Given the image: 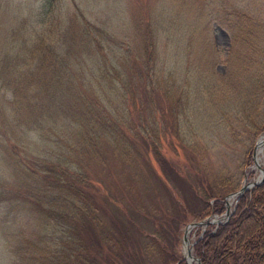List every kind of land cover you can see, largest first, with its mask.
<instances>
[{
  "label": "rangeland",
  "instance_id": "1",
  "mask_svg": "<svg viewBox=\"0 0 264 264\" xmlns=\"http://www.w3.org/2000/svg\"><path fill=\"white\" fill-rule=\"evenodd\" d=\"M85 21L102 27L109 37L108 43L100 39L102 49L89 42ZM145 23L156 26L160 36L159 67L185 69L176 72L174 85L167 84L175 96L160 81L152 86L134 73L143 59ZM58 25L74 29L70 58L75 71L82 72L78 79L84 80L83 91H92L106 117L121 119L119 130L139 151L125 165L106 144L105 167L87 162V171L102 185V194L116 195V204H124L127 214L140 203L147 214L151 212L149 222L141 224L132 215L125 224L122 216H103L112 242L109 245L96 237L99 264H188V245L183 243L186 227L203 220L226 223V197L233 193L227 191L240 190L246 173L247 183L262 180L264 154L259 166L253 152L252 162L247 165L246 161L250 149L255 148L256 155V142L264 136V130L260 132L264 125V0H0V118L4 110V119L16 123L12 85L4 83L1 66L7 58L32 60L33 46L39 38L46 39L48 31L56 32ZM73 89L60 86L58 107L68 112L73 106L83 114L86 101H77L71 95ZM52 100L48 112L55 114ZM31 113L36 117V111ZM26 135L29 150H38V145L43 155L57 157L53 140H41L34 130ZM0 140H8L1 127ZM147 142L163 152L166 172L153 159ZM4 150L0 143V185L3 180L12 181ZM214 194L222 196L224 214L198 217L203 204L199 200ZM231 202L230 216L236 210V198ZM35 217L29 209L0 203V264H20L9 252L7 239L19 231L32 237ZM218 225L189 229L193 258H198L197 240Z\"/></svg>",
  "mask_w": 264,
  "mask_h": 264
},
{
  "label": "trees",
  "instance_id": "2",
  "mask_svg": "<svg viewBox=\"0 0 264 264\" xmlns=\"http://www.w3.org/2000/svg\"><path fill=\"white\" fill-rule=\"evenodd\" d=\"M85 24L83 27L89 42L94 41L102 49L100 39L106 43L109 39L103 28H94L86 21ZM55 28L56 32L48 31L43 36L47 40L39 38L33 46L32 60L7 58L1 66L4 83L12 85L17 124L4 119L7 115L4 110L1 112L4 115L0 118L4 122V125H0L1 132L8 140H0V143L9 159L12 181H2L0 203L5 201L12 208L29 209L36 213L37 220L32 237L19 231L13 238L7 239L8 248L20 264H99L101 257L94 252L96 237L101 236L109 245L112 242L111 232L108 226L103 225L102 217L122 216L125 224L127 216L132 215L141 224L149 222L151 212L147 214L145 204L140 203L128 210L127 214L124 204H116V195L110 192L113 196H105L99 181L95 180V183L91 179L87 162L105 167V155L102 151L106 144L112 152L118 153L117 156L125 165L130 158H136L139 151L135 150L136 143L119 130L121 119L111 114L106 117L103 106L97 105V101L93 99L92 91H83L84 80L80 83L81 80L78 79L82 72L75 71L70 58L76 37L73 27L68 30L58 25ZM250 32L251 30L247 36H250ZM144 34L141 53L143 63L138 65L139 69L134 73L141 80L145 78L152 86L156 80L160 81L161 86L167 88L166 92L175 96L171 91L172 87L167 84L170 82L174 85L176 72L183 73L185 69L182 71L159 67L157 60L160 57V36L156 26L146 24ZM164 52L167 54L169 50ZM62 84L74 88L71 95L77 101H86L87 105L83 103L86 112L82 114L73 106L68 112L58 107L57 100L62 94L58 92ZM51 98V110L55 114L48 112ZM31 110L36 111V117ZM60 121H63L62 125ZM32 130L41 136V140H53L57 144V157L50 159L43 155L41 148L35 143L39 151L34 150L35 148L29 150L25 137ZM263 130L264 125L260 132ZM141 137H145V132ZM147 143L153 159L165 171L163 152L154 142ZM252 152L250 149L247 165L252 162ZM224 185L225 183L222 184ZM221 197L214 194L200 199L199 202L203 204L197 216L213 212L219 216L224 214V202L219 200ZM211 201H214L213 204ZM236 201V210L228 221L218 225L214 232L206 233L195 243L194 252L201 264H264V180L252 191L248 190L244 195L238 196ZM129 225L131 228L134 226L132 223ZM124 231L127 235V230Z\"/></svg>",
  "mask_w": 264,
  "mask_h": 264
},
{
  "label": "water",
  "instance_id": "3",
  "mask_svg": "<svg viewBox=\"0 0 264 264\" xmlns=\"http://www.w3.org/2000/svg\"><path fill=\"white\" fill-rule=\"evenodd\" d=\"M258 141L259 140H257V142H256V148L258 146ZM262 145L264 147V138L262 140ZM253 158H255V148H254V151H253ZM260 171H261L262 180L255 181L253 183H249V182L247 183L246 180H248L249 177H247V173H246L245 174V177L246 178H245L244 184L240 187L241 189L240 190H236L235 192L231 193L230 195L228 194V196L226 197V202H225V205H226L225 210H227V211L225 213V217H223L224 221L225 220L228 221V218L230 216V212L228 210V205H229L228 199L229 198L235 199L238 196L240 197V196H242V195L245 194V191H248V190H251L252 188H255V185H257V184H261L262 181L264 180V169L261 168ZM213 223H219L220 225L221 224H224V222L219 221V220H215V221L203 220V221H200V222H198V221L197 222H194V224H192L191 226H187L186 227L185 232H184L185 233V236H184V239H183V243L186 244V245H188V247H186L187 251L185 253L186 254L185 259H186V261H187L188 264H192V263H189L188 258L189 257L190 258L191 257L193 258L192 254H191V249L189 248V244H190L189 243V239L187 238L188 234H190L189 229L190 228H193L196 225L205 226V225H208V224L210 225V224H213ZM193 259H194L193 261H195L198 264H200V259L199 258H196V259L193 258Z\"/></svg>",
  "mask_w": 264,
  "mask_h": 264
},
{
  "label": "bare ground",
  "instance_id": "4",
  "mask_svg": "<svg viewBox=\"0 0 264 264\" xmlns=\"http://www.w3.org/2000/svg\"><path fill=\"white\" fill-rule=\"evenodd\" d=\"M263 138H264V136L260 139V141L258 142V147H257V150H256V155H255V161H256V164H258V166H259V162H261L260 161V159H262V156H263V154H264V147H263V145H262V140H263ZM255 167V166H254ZM259 168H261V167H259ZM256 181V180H255ZM254 181V182H255ZM231 200H232V198H229L228 199V203H229V206H231V204H232V202H231ZM189 236H187V238H188ZM188 260L190 261V262H194L193 260V258L191 257H189L188 258Z\"/></svg>",
  "mask_w": 264,
  "mask_h": 264
}]
</instances>
